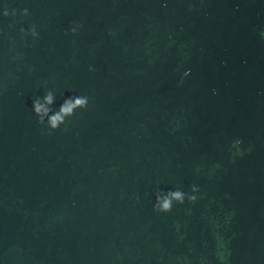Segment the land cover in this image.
Wrapping results in <instances>:
<instances>
[{
	"label": "water",
	"instance_id": "1",
	"mask_svg": "<svg viewBox=\"0 0 264 264\" xmlns=\"http://www.w3.org/2000/svg\"><path fill=\"white\" fill-rule=\"evenodd\" d=\"M0 264H264V0H0Z\"/></svg>",
	"mask_w": 264,
	"mask_h": 264
},
{
	"label": "clouds",
	"instance_id": "2",
	"mask_svg": "<svg viewBox=\"0 0 264 264\" xmlns=\"http://www.w3.org/2000/svg\"><path fill=\"white\" fill-rule=\"evenodd\" d=\"M29 14L30 13L27 8H24L19 12V15L21 16H28ZM2 15L4 17H9L10 15L15 16L17 15V11L12 9L11 12H9L7 6H5ZM82 27V24L73 22V26L70 27L69 32L72 35H75ZM19 31L22 37L31 36L33 40L39 39V32L35 24L31 25L27 30L20 28ZM109 35L114 36L115 33L110 31ZM89 71H93V69L90 68ZM184 75L187 76L188 72H185ZM54 103V93L52 91H48L42 98H36L33 100L32 104L33 112L38 118L37 122L40 125H47V134L49 135L52 131L57 130L61 125L65 124L67 120L75 114L76 110L86 109L89 106V98L87 96H69L65 98L59 105L58 109L55 110L52 107ZM198 191L199 189L195 185L192 186V193H196ZM185 199H187L189 202H195L197 197L195 195L186 194L179 189L169 190L167 196H161L159 192L156 194L154 211L160 213L170 212L174 203L183 204ZM137 200H139L138 196Z\"/></svg>",
	"mask_w": 264,
	"mask_h": 264
}]
</instances>
